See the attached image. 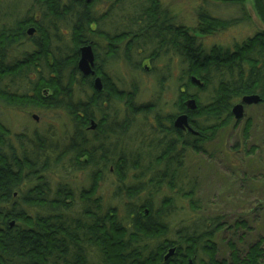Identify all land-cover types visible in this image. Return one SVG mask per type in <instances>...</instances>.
Masks as SVG:
<instances>
[{
  "label": "trees",
  "instance_id": "16d2710c",
  "mask_svg": "<svg viewBox=\"0 0 264 264\" xmlns=\"http://www.w3.org/2000/svg\"><path fill=\"white\" fill-rule=\"evenodd\" d=\"M228 2L239 4L242 19L251 22L243 0ZM255 3L264 21V0ZM34 10L40 12V21L37 34L28 38L25 31L35 17L28 12ZM90 10L80 0H33L20 16L0 2V102L19 109L30 102L60 111L72 132L58 158L40 142L27 152L22 149L30 167L17 169L16 174L0 159V264H264V236L248 241L252 231L243 219L229 225L224 216L199 214L195 199L199 181L182 164V157L174 160L163 154L174 137L182 142L183 152L187 149L210 160L214 153L208 146L231 124L237 126L233 106L251 95L261 100L251 106H264V31L232 49L217 45L207 49L204 38L236 21L212 17L204 8L193 32L185 26L166 27L164 13L154 6L110 13L107 20L115 32L92 39ZM164 39H175L179 71L169 114L164 112L169 101H163V95L172 81L170 59L154 57V68L161 62L166 71L147 74L140 55L152 40L158 44ZM119 40L127 45L116 48ZM90 42L101 48L96 49L100 74L101 67L116 66L115 70L123 67L129 79L135 78L128 90L120 94L109 86L110 92L97 94L91 79L81 77L76 69L78 48ZM163 47L161 43L155 50ZM117 74L103 75L111 85H126ZM142 75L153 76L157 86L153 103L144 106L136 101ZM15 85L17 89L24 85L22 91L34 96L20 92L12 97ZM48 87L50 92L41 94ZM189 100L195 101L194 110L187 108ZM179 114L193 120L198 136L191 142L180 131L163 127L171 126ZM138 117L153 119L141 125ZM93 120L98 126L89 132ZM250 129L247 120L243 140ZM73 173L84 174L86 188L75 190L68 179ZM106 182L113 188L108 202L99 193ZM13 190L16 197L8 192ZM219 242H225L226 258H218ZM241 244L247 247L243 252ZM171 249L174 254L165 260Z\"/></svg>",
  "mask_w": 264,
  "mask_h": 264
},
{
  "label": "rangeland",
  "instance_id": "374dc122",
  "mask_svg": "<svg viewBox=\"0 0 264 264\" xmlns=\"http://www.w3.org/2000/svg\"><path fill=\"white\" fill-rule=\"evenodd\" d=\"M205 1L207 2V0H164V3L170 7L172 14L176 15L175 20L177 23H182L185 27L193 30V32L198 25V14L203 4L205 11H209L212 17L220 20L236 21L235 26H231L226 30H218L204 38L202 43L207 49L214 45L232 49L236 44L238 45L247 38L252 37L257 32L258 27H260L257 22L252 23L242 19L244 15L239 4L229 3L228 0H209L208 4L204 3ZM243 1L244 3H249L248 5L250 6L253 3L260 23L264 25L255 0ZM16 2L17 13L20 16L26 14L31 8L30 4L32 3L30 0H16ZM29 13L38 16L37 10ZM175 63H177L178 69V59ZM161 66L160 62L159 67ZM115 67H107L110 69L109 71H112V77L115 76L113 70ZM178 73L179 71H177V76ZM133 82H135V78L130 77L125 85L126 90H128L127 86L132 85ZM138 83L140 90L136 99L137 104L144 106L147 103H153L152 99L157 93L155 78L153 79V76L146 75L139 76ZM125 87L122 89H125ZM174 88V86L170 88L169 84L166 88V93L163 95V101H169L164 109L167 114L173 113V108L170 106L173 102L172 100L175 99L173 96L175 93ZM33 115L40 117L38 123L41 122V126L50 123L53 124V127H60L58 133L62 132L64 135L72 133L68 132L70 125L68 119L63 117V115L60 116L53 111L47 114L34 112ZM30 119V114L21 116V114L16 112L0 111V121L8 125L12 131H25L26 126L24 123L30 121ZM145 119L148 120L149 118L138 117L136 122H141V125H143L142 123ZM247 120H251V129L249 130V137L243 140L241 131ZM235 124L237 125L236 127H233V123L226 130L220 132L214 142L208 146L210 153H214L210 160H207L206 157L192 155L191 158H187V163L190 175L196 177L200 185L195 196L196 203L200 208L198 213L204 215V217L224 216L225 221L229 225L235 219H243L247 223V228L252 231H250L249 236H253V238L248 237V241H250L256 235L264 236V106L245 107L244 117ZM133 127L135 128V125ZM27 128L35 129L36 127L29 125ZM51 129L53 130L52 127ZM235 147L237 151L232 152L231 150ZM64 172L61 173L59 171L61 178L64 177ZM68 179L74 185L75 190L82 187L86 188L88 185L82 173H73ZM112 191L113 188L110 182L102 183L99 189V193L105 202H108ZM112 203L116 204V201ZM225 238L230 239L231 236H225ZM248 241L247 239L245 240L246 243ZM239 247L242 252L247 248L242 244ZM218 249V258H226L225 242H219Z\"/></svg>",
  "mask_w": 264,
  "mask_h": 264
},
{
  "label": "flooded vegetation",
  "instance_id": "af4514ba",
  "mask_svg": "<svg viewBox=\"0 0 264 264\" xmlns=\"http://www.w3.org/2000/svg\"><path fill=\"white\" fill-rule=\"evenodd\" d=\"M30 1H31V3L33 2V0H30ZM61 1H64V0H61ZM80 1L85 2L87 5L90 6V9H91L90 12L93 16V23L91 24V31H92V35H93L92 39H103V38H105V36L110 37V35L113 34L112 32H115V30L112 27V22L110 23V26H109L110 20L109 21L107 20L110 17H112V14H110V13L126 11V10L127 11L128 10H135V9L145 11L147 9H153L154 6L158 9H160L164 13V15L166 17V20H165L166 27L172 26V28H177L178 26H184L182 23H181L182 25H179L177 23V21L175 20L176 15L174 16L172 14L170 7L164 3V0H155L158 2V4L156 3L155 5H152L149 3L151 0H80ZM208 1L209 0H207V2ZM0 2H2V4H4V6H7L10 9L14 8V9H16V11L18 9L16 0H6V1L0 0ZM207 2L205 1L204 3L208 4ZM30 5L32 7V4H30ZM204 7L205 6L203 4L202 10L204 9ZM39 13L40 12H38V16L34 17L33 22H30L27 25V29L25 32H26V35L28 38L37 34V27H38V23L40 21V14ZM29 31H31V34H29ZM156 43H157L156 41L152 40L148 46L146 45L147 51H145L144 53H140V55L143 56V59H144L143 62L141 63L142 69L147 74H150L154 70L156 71L155 73L161 74L163 71L164 72L166 71V68L165 67L164 68H162V67L154 68V66L152 67V60L154 59V57H156V58H159V57L169 58L170 59L169 70H170L171 75H172V81L170 83V88H171V87L175 86V84H176L175 81H176L177 71H178L177 63H175V61L177 60V56L175 53V50H176L175 49V47H176L175 39H164L163 42L161 41V43L164 45V47L160 49L161 51L155 50L161 44L160 42H158V44H156ZM126 45L127 44L125 43V41L119 40L117 42V45H115V46H117L116 48L120 49L119 46L125 47ZM85 46H90L91 50H92V54H93V58H94L92 71L94 72V75L84 77L78 71L77 64H76V69L79 72V74L81 75V77L84 79H91L92 88L97 94L110 92V90H112V89H110L111 86H114L116 89V92L121 94V92H123L126 89L125 85L124 84L121 85V83H119L120 85H118L117 83H113L112 85L109 84L108 81L105 79L103 74H110L111 75L112 71H109L107 68L104 69L101 67L102 68V74H100L97 67H96V62H97L96 49L99 47L98 43L97 42H90V44L80 46L78 48V54H79L80 49L82 47H85ZM79 57H80V54L78 56V60H79ZM78 60H77V62H78ZM113 70L115 72L114 74L118 73L117 75L122 77L121 81H123V79H125L127 81L129 80L128 76L126 75V70L123 67H119L117 70H115V68H113ZM142 76H144V75H142ZM97 79H99L101 82V90H97L95 88V81ZM22 86L23 87H21V89H17L16 85L13 86L12 87L13 92L11 93V96L16 97L17 93L22 92L20 94H24V95L32 98L34 96V93L32 91L31 92L22 91L25 88L24 85H22ZM124 87H125V89H122ZM106 89H107V91L105 92ZM113 90H114V88H113ZM44 91L50 92V88L49 87L48 88H42L41 94H44ZM241 99H240V101H241ZM240 101L238 103H240ZM20 105H21V108L19 109L18 106H16V105L7 106L4 103L0 102V111L6 110V111H11V112H16L17 114H21V116H23V115L26 116L29 114L31 116L30 121H26L24 123L26 127L24 129L25 131H22V132L21 131L17 132L14 130L12 131L11 129H9L8 125H6L2 121H0V157H1L0 159L4 160L6 162L7 166L10 168V171L13 174H16L17 169L21 170V169H27L30 167L27 158H23V156H22V153H21L22 149L23 150L25 149L27 152L28 150H31L34 147L35 143L40 142L39 144H43V146H42L43 150H52V151L54 150L56 152L55 153L56 158H58V155H60L61 152L65 150L66 142H67V136L64 135L62 132L58 133V129H60L59 126L53 127V124L46 123V124H43L42 126H44V125L45 126L42 127L40 124L41 122L38 123V120L40 119V117L37 115H33L34 112H36V113L42 112V114H47V113L51 112L52 110H50L46 107H34V105L31 104L30 102H27L25 104L21 103ZM246 107H248V106H246ZM53 112L57 113L60 116L62 115V113L60 111H53ZM181 115L187 116V125L188 126L185 127L184 129H177L175 127V121ZM147 118H149L148 119L149 124H151L153 118H151V117H147ZM53 123H55V122H53ZM90 123L91 124L89 125L87 130L89 132H94L97 129L98 123L94 120L91 121ZM171 124H172L171 126L168 124L163 126V127H165L164 129H169L170 127H172L175 130L180 131L181 137L187 138L188 140H190V142L192 141L193 136H198V132H196L194 127H193V120L187 114L177 115L175 118L172 119ZM29 125H33V127H36V128L35 129H28L27 127ZM51 127L53 128V130L51 129ZM172 139L173 140L170 142V146L163 152L164 158L172 157L174 160H177L175 158H179L178 156H180V157H182L180 159L181 162H184L182 164L187 166V168H188L187 158H191L193 153L187 149L184 150V152H183L182 151V147H183L182 142L178 143V140L174 137H172ZM165 142H169V141L166 139ZM46 154H47V152H46ZM52 160H54V156H52L49 159L47 158V161H48L47 163L51 164ZM85 161H86V159H85ZM60 170L61 169H58L57 171H60ZM58 177H60V174L58 175ZM8 192H10V193L12 192L13 197L17 196V191L13 190V191H8ZM1 199H3V198H0V201H1Z\"/></svg>",
  "mask_w": 264,
  "mask_h": 264
},
{
  "label": "water",
  "instance_id": "95a60500",
  "mask_svg": "<svg viewBox=\"0 0 264 264\" xmlns=\"http://www.w3.org/2000/svg\"><path fill=\"white\" fill-rule=\"evenodd\" d=\"M251 3V1H250ZM249 3H244L245 10L251 20L252 23L257 22L259 23L258 32L264 31V25H262L259 21L258 15L256 13V10L253 6V3H251V6L248 5ZM29 34H31V31H29ZM80 57L77 62V69L84 77L93 76L94 72L92 71L93 68V54L90 46L82 47L79 51ZM192 82L197 85H201L200 81H198L195 78H192ZM95 88L97 90H101V82L99 79L95 81ZM260 98L257 95H251V96H245L241 99L240 103L233 106L231 115L234 118L235 122L241 121V119L244 117V109L246 106L256 105L260 103ZM187 108L190 110H194L196 108L195 101L189 100L187 102ZM187 116L181 115L177 118L175 121V127L177 129H184L187 127ZM174 254V250L171 249L168 251V253L165 256V260H168L172 255Z\"/></svg>",
  "mask_w": 264,
  "mask_h": 264
}]
</instances>
